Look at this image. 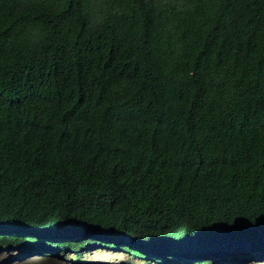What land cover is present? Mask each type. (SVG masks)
Returning a JSON list of instances; mask_svg holds the SVG:
<instances>
[{
  "label": "trees",
  "instance_id": "1",
  "mask_svg": "<svg viewBox=\"0 0 264 264\" xmlns=\"http://www.w3.org/2000/svg\"><path fill=\"white\" fill-rule=\"evenodd\" d=\"M0 225L264 256V0H0Z\"/></svg>",
  "mask_w": 264,
  "mask_h": 264
},
{
  "label": "clouds",
  "instance_id": "2",
  "mask_svg": "<svg viewBox=\"0 0 264 264\" xmlns=\"http://www.w3.org/2000/svg\"><path fill=\"white\" fill-rule=\"evenodd\" d=\"M76 232L75 236L69 237L67 243H63L62 238L68 235L49 236V232H27L22 228L0 225V235L24 238L23 241H19L21 244L0 246V264H11L14 261H16L15 264H32L36 261L44 264L49 258L55 259L56 263L69 261L75 264H118L105 260H99V262L92 260L90 255L95 249H106L117 254L125 253L146 264H203L204 262H207L206 264H244L250 260L260 263V259L262 257L264 259V256H253L241 260L237 259L240 257L238 254L234 260L227 259L233 258L237 247L222 248L223 241L241 243L251 239L249 236L244 237L238 233L205 236L202 239H197L196 236L190 238L182 236L170 240L166 237L158 241L142 242L132 236L110 230L82 228ZM258 234H264V231L255 233V235ZM31 236H33L31 243L25 244L24 242ZM37 239L42 242L37 243ZM224 249L235 250L227 253ZM201 252H207L209 256L199 257L198 254ZM223 255L227 257L223 258ZM30 258L34 260L28 263ZM237 261L240 263H236Z\"/></svg>",
  "mask_w": 264,
  "mask_h": 264
},
{
  "label": "rangeland",
  "instance_id": "3",
  "mask_svg": "<svg viewBox=\"0 0 264 264\" xmlns=\"http://www.w3.org/2000/svg\"><path fill=\"white\" fill-rule=\"evenodd\" d=\"M92 256V260L99 262V260H105L108 262H116L118 264H146L145 262H142L141 260L138 259H134L131 258L129 255L125 254V253H113L110 250H106V249H95L92 251V254L90 255ZM34 259L30 258L27 262L30 263L32 262ZM260 263L259 264H264V259L263 257L260 259ZM16 261L12 262L11 264H15ZM102 263V262H100ZM236 263H240V261H237ZM256 261L250 260V262H246L244 264H256ZM54 264H75V263H70L69 261H61L58 263H54ZM258 264V263H257Z\"/></svg>",
  "mask_w": 264,
  "mask_h": 264
},
{
  "label": "bare ground",
  "instance_id": "4",
  "mask_svg": "<svg viewBox=\"0 0 264 264\" xmlns=\"http://www.w3.org/2000/svg\"><path fill=\"white\" fill-rule=\"evenodd\" d=\"M221 234V233H220ZM257 264V263H256ZM259 264V263H258ZM262 264V263H261Z\"/></svg>",
  "mask_w": 264,
  "mask_h": 264
}]
</instances>
